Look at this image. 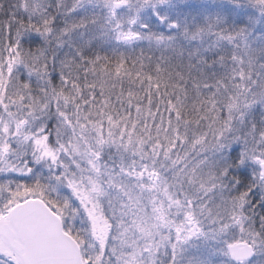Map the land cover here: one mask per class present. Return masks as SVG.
Instances as JSON below:
<instances>
[{
	"label": "snow or ice",
	"instance_id": "1",
	"mask_svg": "<svg viewBox=\"0 0 264 264\" xmlns=\"http://www.w3.org/2000/svg\"><path fill=\"white\" fill-rule=\"evenodd\" d=\"M0 264H264V0H0Z\"/></svg>",
	"mask_w": 264,
	"mask_h": 264
}]
</instances>
